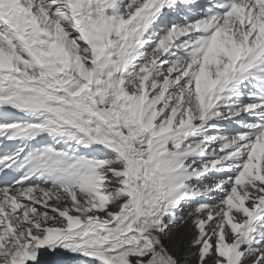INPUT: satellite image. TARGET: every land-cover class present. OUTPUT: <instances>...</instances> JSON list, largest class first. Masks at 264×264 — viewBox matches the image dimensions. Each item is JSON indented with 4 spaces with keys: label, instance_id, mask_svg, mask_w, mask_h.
I'll list each match as a JSON object with an SVG mask.
<instances>
[{
    "label": "snow or ice",
    "instance_id": "6c2138e0",
    "mask_svg": "<svg viewBox=\"0 0 264 264\" xmlns=\"http://www.w3.org/2000/svg\"><path fill=\"white\" fill-rule=\"evenodd\" d=\"M0 174V264H264V0H0Z\"/></svg>",
    "mask_w": 264,
    "mask_h": 264
},
{
    "label": "bare ground",
    "instance_id": "6f19581e",
    "mask_svg": "<svg viewBox=\"0 0 264 264\" xmlns=\"http://www.w3.org/2000/svg\"><path fill=\"white\" fill-rule=\"evenodd\" d=\"M198 3L204 5L207 0H198ZM226 127H229L227 124ZM2 176V174H0ZM194 206H186L183 211V216L187 223H180L179 217L170 222L171 235L164 240L165 245L170 251L179 258L181 264H196L195 259L190 256V253L195 249L192 247V240L194 239L195 232L191 225L189 213L192 212Z\"/></svg>",
    "mask_w": 264,
    "mask_h": 264
},
{
    "label": "rangeland",
    "instance_id": "374dc122",
    "mask_svg": "<svg viewBox=\"0 0 264 264\" xmlns=\"http://www.w3.org/2000/svg\"><path fill=\"white\" fill-rule=\"evenodd\" d=\"M69 255H71V254H69ZM61 258H63V257H61Z\"/></svg>",
    "mask_w": 264,
    "mask_h": 264
}]
</instances>
